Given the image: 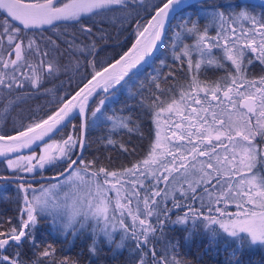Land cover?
<instances>
[{"label": "snow or ice", "instance_id": "6c2138e0", "mask_svg": "<svg viewBox=\"0 0 264 264\" xmlns=\"http://www.w3.org/2000/svg\"><path fill=\"white\" fill-rule=\"evenodd\" d=\"M60 3L61 0H31L28 3L23 0H0V9L6 10L10 18L0 21V29H3L0 31V42L5 38L7 40L4 48L7 56L0 51V89L4 90L5 94L10 96L14 91L19 92L29 87L38 92L45 76H53L61 70L55 59L48 60L51 52L41 51L40 46L26 35L25 29L31 30L38 24H52L53 21H78L82 13L98 15L94 9L125 6V0H69L58 7L57 4ZM177 16L179 22L170 38L173 41L171 52L175 61L183 63L184 57H188L187 63L191 72L192 57L195 54L199 57L194 64L196 70H200L202 65L223 68V59L231 62L233 71L224 77L223 84L217 82L215 87L201 88L193 78L188 88L191 92H203L204 96L194 98L189 92H184L179 104H184L185 98L190 101L187 104L190 111L187 113L179 107L175 99L167 108L163 107V101L157 96L151 105L159 108L155 117L158 118L165 111L169 115L177 112L180 114V122L171 126V135L166 136L164 141L161 140L159 120L156 119V140L151 146L148 158L133 168L124 169L123 172H109L105 167L93 171L95 161L81 158L87 144L85 133L88 127L103 121L102 109L106 99L100 100L89 121L86 113L89 97L101 81L107 93L114 85L124 81L133 69L149 64L155 57L158 42L163 40L169 19ZM193 16L196 17L195 20ZM201 18L209 19L212 24H219L215 38L207 35V28L204 32L200 31L198 21ZM14 21H19L23 29L14 25ZM241 21L250 22L252 27L245 29L241 24L240 35L237 36L236 24ZM149 30L153 34L151 43L141 51L134 62L125 63L129 53L140 43L139 38L144 37ZM81 31L92 34L93 29L82 26ZM98 31L99 39H106L103 29ZM257 35L261 37L258 45L255 40ZM192 36L196 37L195 42L191 45L184 44V40ZM222 36L224 57L213 59V50L220 47ZM247 36L253 38L244 42L243 46H238L236 42L240 37ZM51 43L55 44V41ZM181 44H184V47L181 52H177L176 49ZM69 47L73 45L70 43ZM77 48L82 55L96 54L95 41ZM246 50H250L248 54L259 53L255 58L264 64V12L254 14L247 7L232 3L231 0L209 7H205L203 0H162V7L157 8L148 26L139 32L137 43L116 60L115 64L104 68L103 72H95L70 100L61 97L64 101L62 107L46 119L33 122L28 127L21 125L23 130L15 127L11 130H0V156L6 157L7 169L13 173L34 174L37 169L44 170L67 164L63 172L57 173V183L47 187L41 185L39 189L28 183V179L35 182L34 175L17 176L20 180L17 191L24 194L17 218L19 223L13 224L9 229L0 230V264H45L54 256L55 249L51 244L43 245V250L38 251L43 244L42 240L38 242L41 219H48L50 227L63 236L69 247L75 246L76 240L91 225L90 233L84 237H90L87 246L90 257H98L101 240L111 248L113 260L126 247L128 241H134V264H148L149 256L151 264H191L190 261L176 258L181 238H173L169 233H182L183 243L188 246L196 243L197 235L202 233V236L207 237V246L212 247L221 238L222 230L227 234L225 264H252L248 257L251 250L255 247L264 248V175H257L254 171L258 158L264 161V154L254 147V138L264 135V123H261L264 120V87H257V84L264 85V76L258 80H244L242 84L238 83L245 72V60L248 65L253 63L252 59L247 58ZM29 55L41 57L40 64L34 66L30 63L27 59ZM89 63L92 64L91 61ZM122 63L125 64L124 72L113 76L109 69H114ZM160 64L161 67L166 66L164 60H161ZM158 79V73L152 77L153 81ZM156 88L160 89L159 83H156ZM252 89L255 91H251ZM20 100L22 96L9 100L5 109L0 110V115ZM224 105H230L233 111L247 109L245 115L249 118L243 123L231 119L226 121L223 118ZM77 108L82 117L80 136H76L74 132L70 133L54 150H51L52 146H47L38 158L35 153L29 157L17 155L22 149L30 150L37 141L43 143L50 134H54L74 117ZM258 110L259 119L256 124H252L251 117L255 116ZM107 121L113 124V130L119 128L127 129L130 133L135 131V128L129 127L130 118L117 120L108 117ZM9 131L14 135H9ZM37 131L39 135L36 134ZM225 140L229 143L225 144ZM107 142L114 143L111 139ZM77 148L80 149L79 153ZM121 148L127 151L124 145H121ZM237 149L242 153L239 167L235 163L236 156L233 154L229 159L227 155L235 153ZM221 150L225 153L223 158L219 155ZM8 154H13L16 158H7ZM73 156L77 158L72 159ZM226 164L232 165L225 181L227 187L221 183L220 178L221 169ZM125 174H130L133 179L122 180L121 177ZM101 176L104 177L103 181ZM9 178L0 176V180ZM63 189L67 191L61 197L58 193ZM216 189H220L218 195H214ZM113 192L115 198L111 195ZM187 200L192 203L184 204L183 201ZM197 200L201 203L200 208L195 207ZM233 200L242 211L226 217L217 207L215 212L220 214L219 217L211 215L213 203H227ZM168 201H171L172 208L168 207ZM205 207L209 214H205ZM173 208H186V211L172 219ZM128 218H131V224L128 223ZM3 223V218L0 217V226ZM8 223H13L12 217L8 218ZM116 235H120L119 242L115 240ZM153 239L156 243H164L163 255L159 254L156 243H151ZM200 242L203 243V239ZM26 250L32 253L33 259H25ZM169 253H172L171 257ZM50 264L77 262L65 258L60 261L52 260Z\"/></svg>", "mask_w": 264, "mask_h": 264}, {"label": "trees", "instance_id": "16d2710c", "mask_svg": "<svg viewBox=\"0 0 264 264\" xmlns=\"http://www.w3.org/2000/svg\"><path fill=\"white\" fill-rule=\"evenodd\" d=\"M161 1L125 0V6H109L108 9H98L96 11L99 13L98 15H83L78 21H58L47 33L36 36L34 40L40 46L41 51L51 52L48 60L55 59L61 70L53 76H45L42 87L38 92L33 91L30 87L27 88V91H29V96H27V124H23V126L25 127L47 115L62 101L60 99L61 97H66L93 71L119 54L135 36L136 32L133 29L135 24L139 23V21L143 23L149 13ZM225 2L226 0H203L205 7L223 4ZM231 2L242 7H247L257 15L264 12L263 4L241 0H231ZM195 19L196 17L193 16V20ZM178 22L179 16L170 19L160 47L154 59L149 64L130 73L125 77L124 81H121L120 84L110 89L107 93L98 90L90 97L88 105L86 106L89 121L92 119V112L97 108L100 100L106 99V104L102 109L103 121L95 126L88 127L85 133L87 136V144L81 158L86 161L94 160V171L100 167H105L107 170L126 168L144 156L148 144L152 139L153 110L157 108L151 107L153 100L159 96L161 101H163L162 105H164L175 99L173 97L175 93H178L177 89L182 87L186 81V74L192 73L201 78L203 77V72L209 69L208 66H202L199 71L192 68L190 72L187 63L188 57H184L183 63L173 59L171 52L173 41L170 38L173 36L174 27ZM215 25L206 18H201L198 21L200 31L207 28V35L213 38L216 37L214 35ZM82 26L92 27V34L82 32ZM99 29H103V35L106 39H99ZM247 40V37H240V40L236 43L238 46H243ZM51 41H55V44H52ZM93 41L96 44V54L86 56L78 51L77 46L83 47L84 45H90ZM194 42L195 36L184 40V44L188 45ZM70 43L73 45L71 48L69 47ZM184 44H181L176 51L181 52ZM219 44L224 45V41H219ZM230 44L231 41L229 42V46ZM247 52L248 50H246V54ZM258 54H254V57ZM221 55H223L222 52L218 55L217 48L213 50L212 58L222 59L223 57ZM195 56L194 54L192 59ZM27 59L35 66L40 64L41 57L29 55ZM161 60L165 61L166 66L161 67ZM41 70L43 71V69ZM157 73L159 74V79L153 81L152 77L157 75ZM169 73H172V75L169 76ZM166 76L167 78H165ZM156 83L160 84V89L156 88ZM108 117H113L117 120L130 118L131 123L129 127L135 128V131L130 133L127 129L119 128L113 130V124L107 121ZM15 128L21 129V126ZM10 132L12 131L8 133ZM73 132L76 136H79L78 116H74L49 138L64 140ZM109 139L114 143L108 144L107 141ZM121 145H124L127 151L123 150ZM38 148L39 145L30 151L35 152ZM2 161L0 160V163ZM66 166L67 164H62L55 168H46L34 174H54L62 171ZM5 175H15V173L8 172L3 167H0V176ZM8 180L20 183V180L13 178H9ZM8 180H0V183L4 181L8 182ZM47 180L50 179L37 181L40 183ZM29 182L31 183L32 181ZM8 183L0 186V217L3 218L4 224L6 223V225L0 226V230L3 227L11 228L8 226L9 217L13 218V224H17V215L15 218L14 215L20 213L19 210L23 200H17V197L9 199L15 192L13 186ZM168 205H170L169 202ZM169 208H172V205ZM183 210L184 208H173L171 218L175 219L177 215H183ZM203 210L205 211V209ZM6 215L8 216L7 218H5ZM90 231L91 227L89 226L88 230L82 233L80 238L76 240L75 246L69 247L67 241L63 239V236L50 227L49 220L41 219V227L38 235L42 236L44 242L51 244L55 249L54 256L52 257V260L55 261L67 258L68 260L76 261L77 264H134V260L136 259L133 254V249L135 248L134 241H128L126 247L113 260L111 248L101 240L98 257H90L87 252L90 237L89 239L84 238L88 236ZM169 235L173 238H177V236L181 238V246L176 253L177 259L190 261L191 264H225L227 257V253L225 252V238L227 235L225 233L221 232V238L212 247L207 246V237L202 236V233L197 235V242L191 246L183 243L182 233L170 232ZM68 236L71 239V233ZM201 239H203V243L200 242ZM115 240L119 242L118 235L115 236ZM151 243H156L155 239ZM156 248L160 255L164 254L163 242L156 243ZM171 255L172 253H169V257ZM248 257H250L252 264H264V248H253L248 254ZM32 258V253L26 250L25 259L30 260ZM147 259L148 264H151L150 256ZM51 261L47 264H50Z\"/></svg>", "mask_w": 264, "mask_h": 264}, {"label": "rangeland", "instance_id": "374dc122", "mask_svg": "<svg viewBox=\"0 0 264 264\" xmlns=\"http://www.w3.org/2000/svg\"><path fill=\"white\" fill-rule=\"evenodd\" d=\"M142 22L140 23H136L135 26H134V31L137 33V31L140 29V27L142 26ZM241 24L243 26V28L245 29H248V28H251L252 25L250 24V22L248 21H241V22H237L236 24V34L237 36L240 35V31H241ZM219 30V24H216L215 25V28H214V35L217 36V32ZM201 32H204L201 31ZM228 36L230 38L229 42L231 41V31L228 32ZM258 36V35H257ZM255 36V37H257ZM249 37L250 39H252L253 37L252 36H247ZM196 39V37H195ZM220 41H224L223 39V36L221 37ZM243 44V43H242ZM231 46V44H230ZM222 52L223 55H221L222 57H224V51H223V45L220 44V47L218 48V55H220V53ZM196 59H199L198 56H195L193 58V69H195V60ZM204 67H206L207 65H202ZM199 71V70H197ZM193 78L196 79L197 83L199 84V87L203 88V87H215L217 82L223 84L221 81H219V78L216 79L215 81H213L212 83H209L208 81H204V80H209V75L207 74V72H203V77H198V76H195L194 74L192 73H189L188 75L186 74V81L183 83L182 87L178 88L177 91L178 93H175L174 97L175 100L178 102L179 104V101L181 100V97L182 95L184 94V92H189V94H191L194 98H202L204 96V93L203 92H191V90L188 88V85L192 82ZM257 87H263L261 85H257ZM251 91H255V89H252ZM221 95V98L223 99V93L221 91L220 93ZM210 99V97H209ZM171 101L165 103L164 105H162L163 107L167 108V105L169 103H171ZM190 103V101H188L186 98H185V103L184 104H179V107L181 109H183L186 113L190 111V109L187 108V104ZM207 106V105H205ZM159 111V108H154L153 110V114H152V139L150 141V143L148 144V147H147V150H146V153L144 156H142L139 160H137L136 162L132 163L130 166H127L126 168H122V169H118V170H109V172H113V171H116V172H123L124 169H129V168H133L134 166L138 165L139 162H142L144 159L148 158L149 156V153L151 151V146L153 144V142L156 140V131H157V124L155 123V120L158 119L159 120V131H160V138L162 141H164V138L166 136H170L171 135V131H172V128L171 126L175 123V122H180V114L177 112L175 113L174 115H169V113L167 111H165L164 113H162L158 118L155 117V113ZM223 111H224V115H223V118L227 121L229 119H231L232 121H236L238 123H243L244 121H246L249 117L247 115H245V113H247L246 109H243V108H240L238 111H233L231 110V106L230 105H224L223 106ZM241 117H243V120H241ZM254 123L253 124H256L257 123V120L259 119V114H256L254 116ZM261 123H264V120L261 121ZM253 131H256V129H253ZM239 139V138H238ZM62 140H55V139H51V138H48L47 140H45L43 143H41L39 145V148L34 152V151H25V152H20V153H17V155L19 156H22V157H29V156H32L33 153H35L36 155V158H38L41 154H42V150H45L47 149V146H52V149L51 150H54L55 146L60 143ZM225 144H228L229 142L227 140L224 141ZM255 147V146H254ZM235 155L236 156V161L235 163L237 164V167H239V160L242 158V153L239 151V149L236 150L235 153H228V157L229 159H231L232 155ZM219 155L223 158L225 153L223 152V150H221V152L219 153ZM7 158H12V159H15L16 156L12 155L10 157H7ZM7 159H3L2 163H0V167H3L4 169H6L8 172H12V170L10 169H7ZM258 170L255 171L257 175H264V161H261L259 159V162L257 163V167H256ZM231 169H232V165H224L221 169V173H220V178H221V183L224 184L225 187H227V184L225 183V181L228 179V176L231 172ZM95 169H93L94 171ZM42 170L40 169H37L35 173H38V172H41ZM31 176L32 174H25L23 172H20L19 174H16L15 175H10V176ZM34 175H37V174H34ZM38 175H43V174H38ZM138 178V177H137ZM101 181H103L104 177L101 176L100 177ZM122 180L124 181H130L131 179H133V177L130 175V174H125L124 176L121 177ZM41 181V180H40ZM9 182V183H8ZM8 182H2L0 183V186L4 185V184H11L13 186V190H14V194L12 196L9 197L10 198H16L17 200L18 199H23V196L24 194L23 193H19L17 191L18 189V185H19V182H16V181H10L8 180ZM115 182V181H114ZM28 183H30L28 181ZM32 183V187L35 188V189H39L41 187V185H44L45 187H47L49 184H55L57 183V180L55 178L53 179H50V180H47V181H43V182H40L39 181H35L34 183ZM210 191L212 189H209ZM67 191V189H63L61 190L58 195L59 196H63L64 192ZM220 192V189H216L214 191V195H218ZM31 195V193L29 194ZM111 195L113 196V198H115V192L111 193ZM170 205H168V207H170L172 204H171V201H168ZM184 204H188V203H192L191 200H187V201H183ZM18 206V205H17ZM22 206V205H21ZM20 206V207H21ZM201 206V203L199 200L196 201L195 203V207L196 208H200ZM213 211L211 213V215H214V216H217L219 217V213H216L215 212V208L219 207L224 213H225V216L227 217L228 215H234L235 213L239 212V211H242L241 209H238L237 206H236V201H230V202H221L219 204H215L213 203L211 205ZM205 214H209L208 213V210L207 208L205 207ZM259 210V209H257ZM184 211H186V208H184L183 210V213ZM20 214V213H19ZM19 214H15L14 215V218L16 217L17 215V218L19 217ZM8 216L6 215L5 218H7ZM15 223V221H14ZM19 223V220L17 219V224ZM128 223L131 224L132 221H131V218H128ZM3 225H6V223ZM8 226L9 227H12L13 226V223L12 224H9L8 223ZM91 227V225H89ZM217 229L219 230V226L216 225ZM6 229H9L8 227L6 228H2V230H6ZM222 232V230H220ZM226 234V233H225ZM227 235V234H226ZM43 237L38 235V241L42 240ZM118 240H120V235H118ZM43 244L41 246V248L38 250V251H42L43 250V245H46L48 244L47 242H44V239L42 240ZM38 254V252H37ZM33 259V258H32ZM31 260V259H30ZM52 260V257L49 258V261ZM49 261H46L45 264H47ZM71 261V260H69Z\"/></svg>", "mask_w": 264, "mask_h": 264}, {"label": "flooded vegetation", "instance_id": "af4514ba", "mask_svg": "<svg viewBox=\"0 0 264 264\" xmlns=\"http://www.w3.org/2000/svg\"><path fill=\"white\" fill-rule=\"evenodd\" d=\"M23 2L28 3L31 2V0H23ZM43 2V0H41ZM69 0H61L60 4H57V6H62L63 3H68ZM98 9H94L93 11L96 12ZM90 13H82L83 15H88ZM5 19H10L7 15V11L4 9H0V21H3ZM58 21H53L52 24H39L40 26H36L31 28V30L25 29L26 35L33 39L36 36L42 35L47 33L52 26H54ZM60 22V21H59ZM14 25L19 26L23 29V25H20L16 21L13 22ZM3 29H0L2 31ZM35 35V36H34ZM248 40H251L249 37H247ZM261 37L257 36L255 37L256 44L258 45L260 42ZM35 41V40H34ZM27 43V41H25ZM7 44L6 38L3 42H0V51H3V54L7 56V52L4 51V48ZM250 50L247 52V58L252 59L253 63L251 65L247 64V60H245V72L243 74V78L238 80V83H243L244 80H258L261 76H264V64H261L256 58L254 57V54H248ZM222 63L224 64L223 68H209L206 70L207 74L209 75V83H212L216 79L219 78V81L223 83L224 77L228 75V72L233 71V67L231 65L230 61H226L222 59ZM258 85V84H257ZM264 87V85H261ZM242 91H248L247 89H242ZM29 91H27V88L19 91V92H13L10 96L5 94L4 90L0 89V110L5 109V105L8 104L9 100H15L16 96H22V100L15 102L14 104L10 105L6 111H2V115H0V130L8 129L11 130L14 127L21 126L23 124H27V96H29ZM247 111V109H246ZM256 114H259V110L256 112ZM252 124L254 123V116L251 117ZM27 126V125H26ZM254 146L260 151L261 154H264V135H259L254 138ZM259 162V158H258ZM257 162V163H258ZM258 169L256 168L255 171Z\"/></svg>", "mask_w": 264, "mask_h": 264}, {"label": "water", "instance_id": "95a60500", "mask_svg": "<svg viewBox=\"0 0 264 264\" xmlns=\"http://www.w3.org/2000/svg\"><path fill=\"white\" fill-rule=\"evenodd\" d=\"M241 1H247V2H253V3H257V4H263L264 5V0H241ZM159 7H162V1L149 13V15L147 16V18L145 19V21L143 22V24H142V26L140 27V29L137 31V33L135 34V36L132 38V40L130 41V43L119 53V54H117L114 58H112L111 60H109L108 62H106L105 64H103L102 66H100L99 68H97L95 71H93L88 77H86L72 92H70L67 96H66V98L67 99H71V97L72 96H74L75 95V93L77 92V91H79V89L81 88V87H83V85L85 84V83H87L88 82V80H90L91 79V77H92V75H94L95 74V72H97V71H99V72H103V69L104 68H108V66L109 65H113V64H115V61L116 60H119L120 59V57L121 56H123L124 55V53L125 52H128L129 51V49L130 48H132V45L133 44H135V43H137V39H138V36H139V32H141V31H144V28L146 27V26H148V23H149V21L152 19V17L156 14V10H157V8H159ZM171 19V18H170ZM170 19H169V21H170ZM168 21V22H169ZM17 23H19L20 25H22L19 21H16ZM168 24V23H167ZM37 26H40L39 24L37 25ZM149 36H152V39H153V34H152V32H151V30H149V32H147V33H145V35H144V37H140L139 39H140V43L138 44V46H137V48L135 49V50H133L131 53H129V56H128V58L126 59V61H125V63H132V62H134L135 60H136V58L140 55L139 54V50H140V48H141V46H142V44H143V42L149 37ZM160 44H161V42H158V48L160 47ZM158 48H157V50H158ZM157 50H156V52H157ZM144 66V65H143ZM143 66H141V67H143ZM141 67H139V68H141ZM138 68V69H139ZM124 70H125V64L124 63H122L121 65H118V66H116L114 69H109V71H110V73L113 75V76H118V75H120L122 72H124ZM135 70H137V69H133L132 70V72L133 71H135ZM131 72V73H132ZM116 85H114V87H115ZM98 90H102L103 92H105L104 91V83H103V81H101V83H100V85L97 87V89H96V91H98ZM110 90V89H109ZM95 91V92H96ZM94 92V93H95ZM89 99H90V97H89ZM63 103H64V101L62 100L51 112H49L47 115H45L44 117H42L41 119H39V120H37V121H35V122H39L40 120H42V119H46L47 118V116H49V115H52V113L53 112H55V111H57V109H59L60 107H62L63 106ZM79 103V101H77V104ZM74 116H78L79 117V136L81 135V124H82V117L80 116V114H79V110H78V108L75 110V112H74ZM68 122V121H67ZM32 124V123H31ZM31 124H29V125H27V126H25V127H28V126H30ZM60 129V128H59ZM20 130H23V128H21ZM9 135H14V133L13 132H10V133H8ZM37 135H39V131H37V133H36ZM53 134H50V136H52ZM49 136V137H50ZM46 139H48V138H46ZM45 139V140H46ZM44 140V141H45ZM43 141V142H44ZM41 144V142H39V141H37L33 146H31V148H30V150H32V149H34L35 147H37L38 145H40ZM0 146H2V142H0ZM29 149H22V150H20L18 153H20V152H25V151H30ZM79 151H80V149L78 148V150H77V153H79ZM13 154H8V157H10V156H12ZM6 157L5 156H0V160H3V159H5ZM77 157L76 156H74L73 157V159H76ZM67 167V166H66ZM65 167V168H66ZM64 170V169H63ZM63 170L62 171H60V172H63ZM57 173H59V172H57ZM57 173H54V174H43V175H34L35 176V181H37V180H44V179H53V178H55L56 176H57ZM6 176V175H5ZM7 177H10V178H13V179H16V180H19L18 178H17V176H10V175H7ZM26 177H29V176H26ZM28 181H32L31 179H28Z\"/></svg>", "mask_w": 264, "mask_h": 264}, {"label": "bare ground", "instance_id": "6f19581e", "mask_svg": "<svg viewBox=\"0 0 264 264\" xmlns=\"http://www.w3.org/2000/svg\"><path fill=\"white\" fill-rule=\"evenodd\" d=\"M152 41V36H149L142 44L140 50H139V54L141 53L142 50L146 49L148 47V45L151 43Z\"/></svg>", "mask_w": 264, "mask_h": 264}]
</instances>
